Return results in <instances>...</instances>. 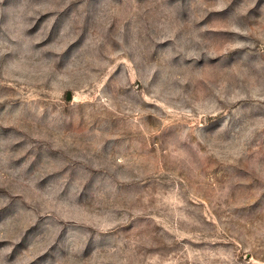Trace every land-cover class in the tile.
<instances>
[{"label": "rangeland", "instance_id": "rangeland-1", "mask_svg": "<svg viewBox=\"0 0 264 264\" xmlns=\"http://www.w3.org/2000/svg\"><path fill=\"white\" fill-rule=\"evenodd\" d=\"M0 264H264V0H0Z\"/></svg>", "mask_w": 264, "mask_h": 264}]
</instances>
